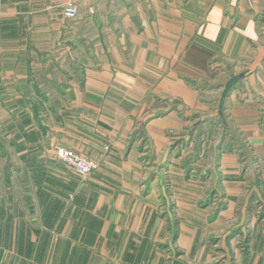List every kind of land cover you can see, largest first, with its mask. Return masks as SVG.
<instances>
[{
  "label": "crops",
  "instance_id": "0c3cea01",
  "mask_svg": "<svg viewBox=\"0 0 264 264\" xmlns=\"http://www.w3.org/2000/svg\"><path fill=\"white\" fill-rule=\"evenodd\" d=\"M67 1L0 0V264H264V0Z\"/></svg>",
  "mask_w": 264,
  "mask_h": 264
},
{
  "label": "rangeland",
  "instance_id": "374dc122",
  "mask_svg": "<svg viewBox=\"0 0 264 264\" xmlns=\"http://www.w3.org/2000/svg\"><path fill=\"white\" fill-rule=\"evenodd\" d=\"M53 146L50 148L46 149L45 155L50 157V154L47 152V150L51 149ZM217 193V192H216ZM211 194L209 196L208 201H212V199L215 198L216 206L219 209H223L225 205V199L224 197L217 196V194ZM215 195V196H214ZM214 201H212L213 203ZM253 206L255 204V200L253 201ZM256 205H259L257 203ZM257 207V206H256ZM258 206V210L260 211L261 208ZM263 212V211H262ZM261 217V218H260ZM259 220L264 223V217L261 215V213L258 214ZM239 216L236 218V220L232 221L229 223L227 226L222 227L215 231L214 238L210 239L211 243L213 244V254L217 255L216 262L219 264H238L237 258L234 253V249H240L241 252L246 251V244L248 241V225L244 222H239L240 226L235 227V224L237 221H239Z\"/></svg>",
  "mask_w": 264,
  "mask_h": 264
},
{
  "label": "built area",
  "instance_id": "2783aa9c",
  "mask_svg": "<svg viewBox=\"0 0 264 264\" xmlns=\"http://www.w3.org/2000/svg\"><path fill=\"white\" fill-rule=\"evenodd\" d=\"M80 7L75 0H68L62 8L64 20L76 22L80 17ZM47 152L50 157L65 163L75 174L87 178L99 166V163L80 151L55 144ZM116 264H123L118 262Z\"/></svg>",
  "mask_w": 264,
  "mask_h": 264
}]
</instances>
